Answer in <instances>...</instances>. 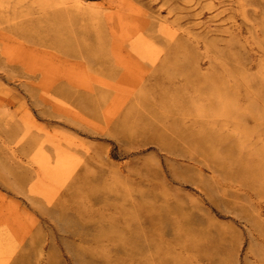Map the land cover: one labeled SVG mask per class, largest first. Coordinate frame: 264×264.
<instances>
[{
  "label": "rangeland",
  "instance_id": "obj_1",
  "mask_svg": "<svg viewBox=\"0 0 264 264\" xmlns=\"http://www.w3.org/2000/svg\"><path fill=\"white\" fill-rule=\"evenodd\" d=\"M148 1L0 0V264H264L263 35L206 54Z\"/></svg>",
  "mask_w": 264,
  "mask_h": 264
},
{
  "label": "bare ground",
  "instance_id": "obj_2",
  "mask_svg": "<svg viewBox=\"0 0 264 264\" xmlns=\"http://www.w3.org/2000/svg\"><path fill=\"white\" fill-rule=\"evenodd\" d=\"M154 5H160V9L164 7L172 8L167 13V16H171V15L176 16L173 23L175 26V30H173L174 36L176 35L177 32L180 35H185V36H189L188 34L192 31L200 32L202 38L201 37L197 39L193 38L194 40L188 38L186 40L190 43H193L196 46V48L198 46L199 48H202L206 54L209 51L214 50V48L218 46H222V48L225 51H230L236 48L235 46L236 44L242 50H246L247 47L245 46V42L243 38V35L245 34L250 35L251 33L256 34L258 32H261L263 35L262 45L264 44V19H259L257 21H255V19L253 20L249 19V17L251 16L255 18V14H256V12L254 11L255 7L258 6L264 8V0H149L144 7L150 10ZM144 18L145 19L139 22L138 24L140 33H143L150 26L154 24H158L160 22L159 18L148 17V16H144ZM56 20L58 19L52 18L48 22L55 23ZM236 22L239 23L238 26L236 25ZM182 23L186 24V28L184 30H178L180 29L178 28V26L180 27V24ZM142 35L143 34H140V38H139V43L141 44L145 43L142 42L143 40L141 37ZM11 41H9L10 45L13 44V41L12 42ZM241 41L243 43V46L240 44ZM257 47L261 51V53H263L262 47L260 45H257ZM17 49L18 47L12 50L17 51ZM13 52L15 51L7 50V49L1 51L0 62L5 64V66L9 67L11 71L13 70L17 71V69L13 68L14 60L12 59L15 54ZM222 60L228 61L229 57L223 56ZM190 70L191 69H188L186 67L185 63L181 64L179 74L183 77L184 85H189L190 83L193 82L197 83L199 80L196 78V76L190 73L191 72ZM4 78L5 80L8 81L7 76H5ZM174 95L178 96L180 95V92H176L174 93ZM180 100L182 101L178 103L179 105L177 107H176V103L174 102V107H176V110L179 112L184 110L182 109V104H181V102H183V99ZM171 105H172V101H171ZM10 136H11L10 138L13 137L12 134ZM10 143L11 142L9 140V142L7 143L8 145L4 147L5 151H7L9 145L10 146L12 145ZM21 145H22L21 142L17 143L16 147H21ZM13 158H15V156H13ZM1 169L2 172L0 176L3 179H5L6 177H11L13 179L14 188L20 190L23 189L24 186L27 187L26 184L29 182L30 177L27 174L26 170L22 169L19 163L11 164L10 169L6 168L5 165H4V169L3 168ZM33 189L34 186L32 185L28 189V192H31ZM54 202L55 199H46L44 203L45 209L43 210L47 212L48 209L46 207L53 205ZM69 202L70 201L66 199L57 205V210L58 212H60V215L58 216V220L60 222L62 221L65 222L68 220L67 211H69L71 207ZM50 212H54V211H50ZM81 219L82 217H79L78 220L81 221Z\"/></svg>",
  "mask_w": 264,
  "mask_h": 264
}]
</instances>
